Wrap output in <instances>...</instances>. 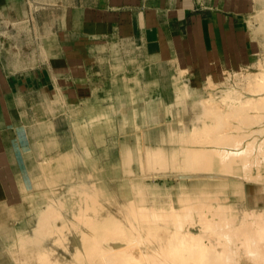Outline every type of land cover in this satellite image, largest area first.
Wrapping results in <instances>:
<instances>
[{"label": "rangeland", "instance_id": "1", "mask_svg": "<svg viewBox=\"0 0 264 264\" xmlns=\"http://www.w3.org/2000/svg\"><path fill=\"white\" fill-rule=\"evenodd\" d=\"M252 2V62L195 75L160 72L130 42L69 40L32 0H0V69L55 73L59 58L76 81L63 118L25 124L59 152L33 156L43 200L0 220V264H172L181 248L206 264H264V0ZM186 230L205 246L181 242ZM149 248L162 254L139 257Z\"/></svg>", "mask_w": 264, "mask_h": 264}, {"label": "crops", "instance_id": "2", "mask_svg": "<svg viewBox=\"0 0 264 264\" xmlns=\"http://www.w3.org/2000/svg\"><path fill=\"white\" fill-rule=\"evenodd\" d=\"M32 1L41 25L65 27L69 40L130 42L160 72L170 67L195 75L234 72L249 65L257 52L249 21L252 0ZM69 81L59 58L55 73L44 66L12 74L0 69V220L26 215L29 203L43 200L38 187L46 182L33 156L59 149H48L50 142L55 145L52 135L25 124L54 120L52 111L56 121L63 118L64 91H75L76 81ZM72 101L81 102L73 93ZM56 141H63L59 133Z\"/></svg>", "mask_w": 264, "mask_h": 264}, {"label": "bare ground", "instance_id": "3", "mask_svg": "<svg viewBox=\"0 0 264 264\" xmlns=\"http://www.w3.org/2000/svg\"><path fill=\"white\" fill-rule=\"evenodd\" d=\"M263 97V99H264V95L262 96ZM251 100L250 101H252V99L253 100H255L254 98H250ZM247 100H249V98L247 99ZM259 100V99H258ZM244 101H246V100H244ZM246 102H248V101H246ZM241 103H244V102H241ZM240 106H242V105H240ZM263 107V106H262ZM199 128V127H198ZM185 236H183V237H181V242H185V239L186 240H191V241H197V242H199L200 244H203L204 245V243H203V236L201 237L200 235L201 234H196V233H194V232H192V231H189V230H186L185 231ZM205 246V245H204ZM208 248V247H207ZM209 248H214L215 249V251L216 252H214L215 253V255L217 256V259L218 258H220L219 256H218V252H217V250H216V247L215 246H213V247H209ZM150 249V250H149ZM148 250L150 251V253L149 252H145V253H143V252H141V250H140V252L142 253L141 255H139V257H141L142 259H145V257H147V259H151V258H154V257H156V256H160L161 254H162V252H161V254H157V252H159V251H157V252H155V251H153L154 253H152L151 254V248H149ZM182 250L181 251H179V250H175V251H171V252H168L166 255L168 256V257H170V258H173V259H175V261L172 263V264H197L199 261L200 262H203V264H206V263H204V259H206L207 258V256H206V254L204 253V252H202V251H200V252H189V251H187L188 249L187 248H181ZM200 249H206V248H203V247H200ZM146 250V249H145ZM147 250V251H148ZM137 252V251H136ZM138 253H139V251H138ZM160 253V252H159ZM140 254V253H139ZM155 254H157V255H155ZM44 255L45 254H42L41 255V259L43 260L44 259ZM215 255H214V257H215ZM203 259V260H202ZM202 260V261H201ZM52 264V263H51ZM208 264H223V262H220V263H218L217 261H215V262H210V263H208Z\"/></svg>", "mask_w": 264, "mask_h": 264}]
</instances>
